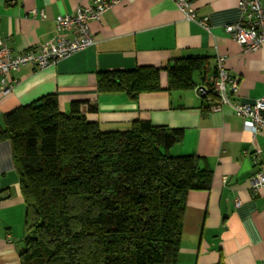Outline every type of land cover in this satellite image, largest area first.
Segmentation results:
<instances>
[{
	"label": "crops",
	"instance_id": "1",
	"mask_svg": "<svg viewBox=\"0 0 264 264\" xmlns=\"http://www.w3.org/2000/svg\"><path fill=\"white\" fill-rule=\"evenodd\" d=\"M239 0H196L194 10L206 18L208 30L186 21L170 0H122L99 21L88 24L95 44L44 70L25 66L10 74L13 87L0 85V131L5 116L38 99L55 95L66 112L71 102H89L96 113L86 120L100 130L125 131L135 122L182 131L171 156L194 155L212 172L208 191L189 192L186 198L176 264H264V188L253 193L250 179L264 174V129L246 130L242 118L224 107L209 112L202 76L194 73L193 88L167 90V74L159 73L160 90L136 100L125 93L98 94L99 72L165 68L189 56L209 59L208 78L223 57V68L237 80L232 100L253 104L264 98V48L243 49L224 32L239 19ZM83 0H0V42L15 54L49 41L59 16L72 14ZM264 11V0L261 2ZM42 14V17L40 16ZM67 39L72 32L61 34ZM260 151L258 165L251 154ZM235 200L239 205L234 206ZM24 203L10 142L0 135V264H20L23 248Z\"/></svg>",
	"mask_w": 264,
	"mask_h": 264
},
{
	"label": "trees",
	"instance_id": "2",
	"mask_svg": "<svg viewBox=\"0 0 264 264\" xmlns=\"http://www.w3.org/2000/svg\"><path fill=\"white\" fill-rule=\"evenodd\" d=\"M161 70L167 90L193 88L199 73L209 110L215 98L203 56L99 72L96 91L136 100L160 90ZM83 106L97 112L78 101L61 112L47 95L5 116L0 135L10 142L24 203L20 264H176L187 195L208 191L212 172L194 155H170L181 130L138 121L104 132Z\"/></svg>",
	"mask_w": 264,
	"mask_h": 264
},
{
	"label": "built area",
	"instance_id": "3",
	"mask_svg": "<svg viewBox=\"0 0 264 264\" xmlns=\"http://www.w3.org/2000/svg\"><path fill=\"white\" fill-rule=\"evenodd\" d=\"M88 3L85 7H78L72 14L59 16L55 20L54 34L44 44L35 46L22 53H13L4 42H0V85L1 92L6 94L13 84L9 83L10 74L25 66L36 70H44L56 65L60 60L92 47L95 41L89 31L91 21H99L101 16L122 0H83ZM188 22H194L208 30L206 18L198 17L194 10L196 0H170ZM263 0H239V19L224 26L228 34L244 52H255L264 48V11L261 6ZM42 17V14H40ZM70 31L71 39L63 37V32ZM223 57L216 58L215 73L210 77V91L215 100L209 107V112H220L224 107L232 110L233 114L242 118L244 126L252 136L264 129V98L255 100L253 104H241L232 100L236 92L237 80L231 78L223 68ZM205 94L206 90H198ZM252 163L258 165L260 151L252 154ZM264 188V174L256 172L250 179V190L255 193ZM239 201L235 200L234 206Z\"/></svg>",
	"mask_w": 264,
	"mask_h": 264
}]
</instances>
